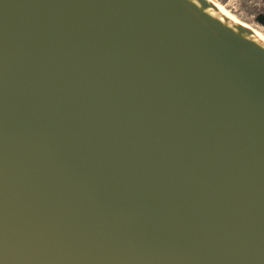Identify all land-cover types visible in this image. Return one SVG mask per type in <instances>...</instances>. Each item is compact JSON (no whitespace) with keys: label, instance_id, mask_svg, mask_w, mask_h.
Returning <instances> with one entry per match:
<instances>
[{"label":"water","instance_id":"1","mask_svg":"<svg viewBox=\"0 0 264 264\" xmlns=\"http://www.w3.org/2000/svg\"><path fill=\"white\" fill-rule=\"evenodd\" d=\"M213 0H0V264H264V41Z\"/></svg>","mask_w":264,"mask_h":264},{"label":"rangeland","instance_id":"2","mask_svg":"<svg viewBox=\"0 0 264 264\" xmlns=\"http://www.w3.org/2000/svg\"><path fill=\"white\" fill-rule=\"evenodd\" d=\"M230 13L237 22L254 29L264 36V27L257 23L256 17L264 13V0H213Z\"/></svg>","mask_w":264,"mask_h":264},{"label":"bare ground","instance_id":"3","mask_svg":"<svg viewBox=\"0 0 264 264\" xmlns=\"http://www.w3.org/2000/svg\"><path fill=\"white\" fill-rule=\"evenodd\" d=\"M218 7H219V9H220V11H221V13L223 14V15H225L226 17H228L229 19H231L233 22H235V23H239V22H237L236 21V19L230 14V13H228L225 9H223L220 5H218ZM252 31H254V29H252V28H250ZM254 33H255V35H256V37H258L259 39H261L262 41H264V36L262 35V34H259V33H257L256 31H254Z\"/></svg>","mask_w":264,"mask_h":264},{"label":"trees","instance_id":"4","mask_svg":"<svg viewBox=\"0 0 264 264\" xmlns=\"http://www.w3.org/2000/svg\"><path fill=\"white\" fill-rule=\"evenodd\" d=\"M256 21H257L258 24H260L261 26L264 27V13L263 14H259L256 17Z\"/></svg>","mask_w":264,"mask_h":264}]
</instances>
